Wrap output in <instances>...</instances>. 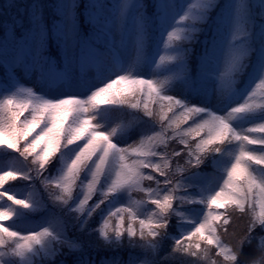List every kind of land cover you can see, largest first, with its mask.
<instances>
[{"label": "snow or ice", "instance_id": "obj_1", "mask_svg": "<svg viewBox=\"0 0 264 264\" xmlns=\"http://www.w3.org/2000/svg\"><path fill=\"white\" fill-rule=\"evenodd\" d=\"M256 6L254 15L248 0H196L186 7L175 0H120L111 16L99 0H32L9 21L0 40L6 69L0 153L12 161L6 170L0 166V201L6 197L12 204L0 206V264H64L59 258L66 254L76 255L73 264H170L176 257L191 258V264L264 261V0ZM217 8L210 46L197 59L191 47L200 43L197 25L212 21ZM157 35L164 53L159 61L149 55ZM100 36L111 37L103 52ZM88 67L96 69L94 81L84 79ZM156 69L169 75L161 78ZM18 72L34 77L40 91L21 84ZM245 75V86L237 88ZM208 80L212 89L204 86ZM177 87L179 95L168 94ZM213 94L220 107L212 104ZM116 111L132 119L112 126ZM144 118L152 130L122 145ZM173 142L182 147L169 151ZM209 156L222 174L215 189L198 171ZM53 164L55 174L45 176ZM34 178L45 191L55 190L48 198L59 215L26 232L14 230L47 205L31 191L21 199L2 189L9 181ZM98 210L101 219L89 229ZM233 213L249 217L235 245L224 239ZM173 217L176 236L169 233ZM71 232L95 234L99 243L87 245L92 253L126 246L139 254L129 251L126 261L116 255L97 259ZM166 239L172 246L162 255ZM253 240L259 257L242 259Z\"/></svg>", "mask_w": 264, "mask_h": 264}, {"label": "trees", "instance_id": "obj_2", "mask_svg": "<svg viewBox=\"0 0 264 264\" xmlns=\"http://www.w3.org/2000/svg\"><path fill=\"white\" fill-rule=\"evenodd\" d=\"M31 2H32V0H0V40L4 39V36L7 34V30L10 28L9 21L12 18H14L19 12H23ZM99 2L106 5V8L104 10L105 15H111V16L117 15V13L113 10L112 6L119 3L120 0H99ZM175 2L178 5H180L181 7H186L188 3H195L196 0H175ZM217 2L221 5H223V4L227 3L228 0H217ZM248 2L250 5L253 6L252 11H253L254 15L260 11L259 7L256 6V5H258V0H248ZM220 11H221V9L217 8L211 13L213 20L209 21L208 24L197 25L198 27L203 29V31L201 33H199L200 43L191 45V47L195 48V50H196L197 59L199 58V53L202 52L205 45L210 46L212 35H213L214 29H215V20L218 17V14L220 13ZM117 31H119L118 26L113 28V33L115 35H116ZM158 40H159V36L157 35L154 37L153 42L151 44V48H150V52H149L150 57L152 56V54L154 52V47H157L160 49L159 56L164 54L162 51L161 44H159L157 42ZM108 43H109V40H106L104 36H100V38L98 40V47L101 48L102 52L106 50V45ZM119 46H120V35H119L118 42L116 43V47L119 48ZM130 56H131V51L129 49V51L125 54V58L127 59ZM158 61H159V57H158ZM106 62L110 63V57L106 58ZM58 65H62V62H60ZM214 67H215V64L213 63L210 66L209 71H212L214 69ZM157 72L160 73L161 78L169 75V73L165 72L163 69H157ZM5 73H6V69L4 68L3 65H0V82H2L4 80ZM246 80H247L246 75L240 77L239 81L236 85L237 88L244 87ZM204 86L208 89H212L214 87V83H213V81L208 80L205 82ZM212 98H213V96H212ZM241 102H242V100H241ZM213 105H215L217 107L221 106L219 104V102H215V103H213ZM123 112H124L123 114H125V115H126V113H128L127 111H123ZM136 115L139 117H142L143 114L142 113H136ZM131 118L132 117L130 116L129 119H131ZM254 122H259V121H254ZM254 122H249V123L243 125V127H245V128L250 127L251 124ZM135 129L140 134V132L142 130L146 131V132H150L152 130V126H151L150 122L147 120V118H144L142 123L137 122V125H135ZM181 147H182V145H178L175 142H173L169 146V151H172L173 149L179 150ZM249 147L254 149V150L260 149V146H249ZM178 159H179V162L181 164H183L184 157L181 156ZM11 161H12V157H9L8 155L0 153V166H5V170H6V165ZM15 163H16L17 167H25V164L21 161H15ZM27 166H30V165H27ZM173 166H175V161L173 163ZM56 167H57V164L50 165L48 170L44 173V175L48 176L51 174H55ZM191 171H197V170L192 169ZM198 171L206 174V176L204 177V180L202 182L206 183L207 181H211L210 187L212 189H215L218 186V184L222 182V180L219 179V177L222 174H221V172L217 171L216 168L213 167L211 156H209V158L205 161V163L200 167V169ZM32 175H33V177L36 176L34 171H33ZM184 175H188V173L185 172ZM148 183L149 182H146V185ZM2 190H6L9 192V194L16 195L17 198H21V199L25 198L27 193L29 191H31L32 193H34L36 195L37 198L43 197V201L47 205L46 210H41V211L35 212L33 214H30L25 221H18L17 222L18 226L14 227V230L26 232L32 226L41 224L45 218H47L49 216H53V215H59L58 209L53 206L52 201L48 198V192H54L55 190L54 189H48L47 191H45V189L43 188V186L41 184L40 178H34L32 181H25V180H20V179H18L16 181H9L6 185H4V188ZM142 195H143L142 193H133V196L136 199L142 198ZM126 199H127L126 195L121 196L119 198L116 206H119L120 203L126 202ZM11 204H12V202L8 201L6 197L3 201H0V206H9ZM101 207L103 209L105 206L102 205ZM150 207L151 206L149 205V208ZM188 207H191V206H188ZM195 207L199 208L201 206L197 205ZM65 219H67V217H65ZM100 219H101V215H100V212L98 210V212L96 214H94L93 217L90 219L89 224H88V228L89 229L94 228L99 223ZM248 219H249V217L247 214L242 215L239 213H233V221H232L231 225L229 226L228 233L224 235L225 242L235 245L237 243V240L239 239V237L242 236L244 234V232L246 231ZM6 223L9 226H11L13 224L12 221H8ZM169 233H170V235H173V236L178 235V232L176 231V228H175V217H173V223L169 228ZM70 235L77 236L81 240H83L85 243V246H86V251L93 254V255H96L97 259H99L101 256L116 255V256H120L122 258V260L126 261L128 258L129 251H132L134 255L139 254L138 249L132 250V249H128L126 246L123 249H120L116 252H112L111 250L105 251L102 249L99 252V254L92 253V250L87 248V245L89 242H91L93 244L99 243L96 239L95 234L87 235V234L71 232ZM255 235H261L259 230L256 231ZM171 246H172V240L166 239L163 242L161 254L163 255L164 253L170 251ZM244 252H245V257H242V259H244V258H258L259 253L256 250V240H253L251 245H245ZM212 254L214 255V250H213ZM75 258H76L75 254H66L64 257H61L59 259H63L64 264H73V261L75 260ZM217 259H219V258H217ZM170 264H191V258L176 257L170 261ZM261 264H264V261H261Z\"/></svg>", "mask_w": 264, "mask_h": 264}, {"label": "rangeland", "instance_id": "obj_3", "mask_svg": "<svg viewBox=\"0 0 264 264\" xmlns=\"http://www.w3.org/2000/svg\"><path fill=\"white\" fill-rule=\"evenodd\" d=\"M119 35V33H118ZM114 36V35H113ZM118 37V36H117ZM115 38V36H114ZM110 40H111V37H110ZM160 53V49L157 48V47H154V52L152 54V56L150 57L151 59H154V60H158L157 57H158V54ZM63 66H58V68H62ZM155 66L152 65L150 68H146L145 71H144V75L146 78H151V69L154 68ZM79 74V69H77V75ZM17 76H18V79H19V82L21 84H23L24 86L26 87H32L34 88V90L36 91H40V87L35 83V78H25L23 76L22 73L18 72L17 73ZM96 76V69L94 67H88L85 69V75H84V79L86 81H94V78ZM168 94H173V95H179L180 94V89L177 87L176 89H174L173 91L169 92ZM195 102V101H194ZM215 102H219L218 101V98L215 94H213V98H212V104L215 103ZM124 112L122 111H116V112H113L112 113V116H111V124L112 126H115V124L117 123H120L121 121H124V122H127L129 120V113H126L123 114ZM139 136V133L136 131V129H133L130 131L129 133V138L126 139V140H122L120 141V143L123 145L124 143H130L131 140H135L137 139Z\"/></svg>", "mask_w": 264, "mask_h": 264}]
</instances>
